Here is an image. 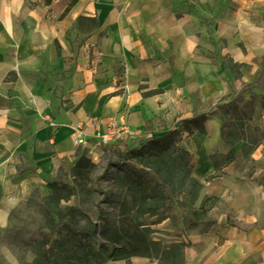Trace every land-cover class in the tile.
<instances>
[{
    "label": "crops",
    "instance_id": "obj_1",
    "mask_svg": "<svg viewBox=\"0 0 264 264\" xmlns=\"http://www.w3.org/2000/svg\"><path fill=\"white\" fill-rule=\"evenodd\" d=\"M176 3L198 13L178 16ZM80 15L96 16L97 27L80 29ZM216 38L227 40L219 56ZM257 57L264 60V0H0V228L83 152L76 123L90 138L115 118L131 130L122 140L139 143L205 114L206 131L185 132L182 144L198 181L218 175L212 155L229 148L220 105L243 88L234 93V84L261 75ZM221 58L241 65L236 76ZM257 108L263 127L264 108ZM233 151L224 180L240 173ZM256 225L230 230L222 242L201 238L197 258L264 264V228Z\"/></svg>",
    "mask_w": 264,
    "mask_h": 264
},
{
    "label": "rangeland",
    "instance_id": "obj_2",
    "mask_svg": "<svg viewBox=\"0 0 264 264\" xmlns=\"http://www.w3.org/2000/svg\"><path fill=\"white\" fill-rule=\"evenodd\" d=\"M176 4L174 9L177 15L188 10L198 13V10L191 9L190 6ZM210 23L213 29L218 27V22ZM204 37L207 39L206 35ZM216 39L218 41L214 40V52L216 56H219L227 40ZM221 61L230 67L232 75H237L236 66L239 65H235L231 59L221 58ZM253 62L264 64L261 57L255 58ZM244 85V83L234 84L233 92L236 91L235 86L244 87ZM254 93L264 94V89L255 87ZM244 95L249 98V91H245ZM238 106L240 109L243 107L242 103ZM220 109L223 112V121L233 118L238 123V134L243 137L245 129L239 121V110L234 105H227ZM261 119V114L256 113L253 122L260 125ZM139 143L117 140L110 144H99L96 147L97 159H94L88 149L84 148L83 153L98 164L87 188L80 190L79 186L77 194L66 196L52 195L51 189L47 187L32 193L27 200L14 207L9 214L6 226L0 228V264H160L167 262L162 249L156 252L154 246H151L150 255H130L129 258L116 260L109 258L101 251L100 246L106 241L102 233L91 239L92 245L85 250L84 246L78 247L72 243V235L64 225V222L69 220L77 228L96 223L100 230L106 228L115 231L117 229L122 234L128 231L129 234L132 232L149 241L161 243L170 251L169 254L176 255L175 260L181 264H202L196 254V250L201 249L202 246L201 238L209 240L210 237H218L219 242H222L225 234L230 230L241 233L253 227L254 224L264 228L263 143L254 149L244 150L245 152L242 151V145L234 144L233 148L239 150L240 156L234 166L240 173L224 180L222 176L225 172L223 168H219L218 175L209 176L204 182L201 181L202 187L195 202H193L192 194L179 181L176 182L173 188L175 203L170 210L164 209L158 200H150L143 207L134 205L121 180V171L109 164L117 159L115 147L124 149ZM228 145V149L232 148L230 144ZM227 151L216 153L225 154ZM218 158L223 160V156ZM105 169L108 170L107 173H103ZM68 172L63 169L57 176L65 178V173ZM102 173L104 175L100 177ZM192 175L195 177L194 170ZM103 191L106 193L105 196ZM224 193H227L228 197ZM207 197L210 198L203 202ZM71 207L76 209V216H69L68 211ZM61 215L65 216L64 221ZM86 244L87 242L83 241V245Z\"/></svg>",
    "mask_w": 264,
    "mask_h": 264
},
{
    "label": "trees",
    "instance_id": "obj_3",
    "mask_svg": "<svg viewBox=\"0 0 264 264\" xmlns=\"http://www.w3.org/2000/svg\"><path fill=\"white\" fill-rule=\"evenodd\" d=\"M97 24L96 16L80 15L77 19V26L85 31L95 29ZM236 67L239 69L240 66ZM255 87L264 89V71L254 81L245 84L234 99L220 105L221 108L227 105H234L240 112L239 121L247 130V138L242 143V151L254 149L261 143L264 144V127L253 122L258 112V105H260V108H264V100L261 99L260 95L253 92ZM244 91L250 92V98L244 97ZM239 103L243 105L241 109L238 106ZM205 119V114L184 119L180 127L170 129L165 135L142 140L139 144L127 146L124 149L120 147L114 148L117 159L109 161V164L114 165L121 171V180L125 184L127 194L132 198L134 205L143 207L150 200H158L164 209H172L175 203L173 188L178 181L192 194L193 202L198 199L202 183L192 175L194 170L192 164L193 153L184 147L182 142L185 132L189 134L196 130L205 132ZM222 123V138L227 144L233 145L237 143L240 140L237 131L238 123L233 118ZM77 156L75 162L70 166L69 172L65 173V178L56 176L46 183L51 189L52 195L71 196L78 193L79 186L80 190L87 188V184L92 180L98 164L83 152H79ZM220 156H223L222 161L218 158ZM235 157L236 152L230 148L225 154L214 153L212 161L214 167L218 170L228 165ZM58 171H63V168L60 167ZM107 172L108 170L105 169L103 173ZM103 173L100 177L104 175ZM70 178L71 180H69ZM37 191L39 190L34 192ZM103 193L105 196L106 193L104 191ZM208 198L210 197L205 198L203 202ZM76 213L77 211L74 207H71L68 211L69 216H76ZM60 217L62 221L65 220V216L61 215ZM64 225L72 235V243L78 245V247L84 246L85 250L92 245L91 239L102 233L106 241L101 244V251L109 258L116 260L118 258H129L130 255H150L151 246H154L156 252L162 249V252L166 255L167 262H161L160 264H181V262L175 260L176 255L169 254L170 251L165 246H162L161 243L149 241L135 233L131 232L129 234L127 231L126 234H122L117 229L112 231L106 228L100 230L96 223L88 224L84 228H77L71 224L70 220L64 222ZM83 241H86L87 244L83 245Z\"/></svg>",
    "mask_w": 264,
    "mask_h": 264
},
{
    "label": "built area",
    "instance_id": "obj_4",
    "mask_svg": "<svg viewBox=\"0 0 264 264\" xmlns=\"http://www.w3.org/2000/svg\"><path fill=\"white\" fill-rule=\"evenodd\" d=\"M52 126H54L55 122H50ZM75 139L77 145L83 146L88 149L89 154L97 159L96 147L99 144H110L117 140L124 139L128 133L131 132L130 127L127 124L118 123L115 118L108 124V127L104 130H98L94 133V135L90 138H87L83 135L84 127H82L79 123L73 125Z\"/></svg>",
    "mask_w": 264,
    "mask_h": 264
}]
</instances>
